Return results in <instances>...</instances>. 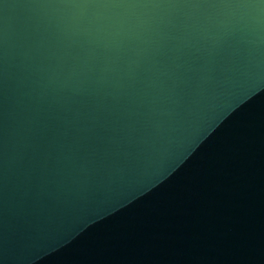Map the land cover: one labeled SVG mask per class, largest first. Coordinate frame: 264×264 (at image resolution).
<instances>
[{"label": "water", "instance_id": "95a60500", "mask_svg": "<svg viewBox=\"0 0 264 264\" xmlns=\"http://www.w3.org/2000/svg\"><path fill=\"white\" fill-rule=\"evenodd\" d=\"M0 264H264V0H0Z\"/></svg>", "mask_w": 264, "mask_h": 264}]
</instances>
